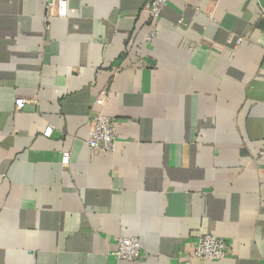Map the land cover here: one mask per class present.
I'll list each match as a JSON object with an SVG mask.
<instances>
[{
  "label": "crops",
  "instance_id": "0c3cea01",
  "mask_svg": "<svg viewBox=\"0 0 264 264\" xmlns=\"http://www.w3.org/2000/svg\"><path fill=\"white\" fill-rule=\"evenodd\" d=\"M66 1L0 0V264H264V0Z\"/></svg>",
  "mask_w": 264,
  "mask_h": 264
},
{
  "label": "built area",
  "instance_id": "2783aa9c",
  "mask_svg": "<svg viewBox=\"0 0 264 264\" xmlns=\"http://www.w3.org/2000/svg\"><path fill=\"white\" fill-rule=\"evenodd\" d=\"M47 10L53 11L57 17H66V0H46ZM168 0H149L145 7L150 21L154 24L159 20L161 13ZM264 16V8L260 11ZM154 36V32L148 34L146 41L149 43ZM229 40H232L230 37ZM237 43L240 42L238 39ZM104 97L105 94H102ZM24 101L18 99L15 101V108L20 111L24 107ZM50 128H46L43 136L49 138ZM116 121L103 114H97L93 120L86 141L87 147L94 152L111 153L115 148ZM68 155H61V164L67 165ZM116 249L113 252L114 257L120 260L134 262L141 257L142 246L140 241L134 237L118 236L115 241ZM227 245L224 240L212 235H204L197 239L191 246L185 250V257L188 259H198L203 261H219L224 259L227 253Z\"/></svg>",
  "mask_w": 264,
  "mask_h": 264
}]
</instances>
